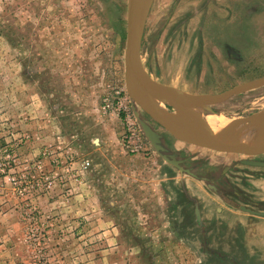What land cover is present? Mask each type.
<instances>
[{
	"label": "rangeland",
	"instance_id": "1",
	"mask_svg": "<svg viewBox=\"0 0 264 264\" xmlns=\"http://www.w3.org/2000/svg\"><path fill=\"white\" fill-rule=\"evenodd\" d=\"M128 1L0 0V212L9 209L16 227L6 235L12 244H0L11 245L4 253L18 259L13 264H231L216 255L208 228L195 219L200 202L212 225L211 189L199 190L154 148L148 156L129 152L123 115L108 106L123 90L135 119L136 112L170 153L264 155L179 141L135 103L139 92L133 86L130 96L125 77ZM242 4L155 0L142 43L148 73L192 95L264 77V8L246 22L250 47L229 37L237 23L225 21ZM234 42L248 52L230 56ZM210 109L250 119L264 110V87ZM85 161L97 171L87 174ZM222 189L228 192V182Z\"/></svg>",
	"mask_w": 264,
	"mask_h": 264
},
{
	"label": "crops",
	"instance_id": "2",
	"mask_svg": "<svg viewBox=\"0 0 264 264\" xmlns=\"http://www.w3.org/2000/svg\"><path fill=\"white\" fill-rule=\"evenodd\" d=\"M243 3L239 5L240 8L234 9V14L229 16L225 22L237 23L236 28L229 31L230 39L241 37L242 45L250 47L249 39L251 37L246 22H252L254 17L262 13L263 10H259L257 7L261 5L264 8V3H259V0H243ZM247 8L250 10L248 11ZM240 22H243V25H238ZM237 47L241 46L238 44L234 47L231 44L228 45L230 56L231 54H238L239 56V54L247 53L249 50H244L243 46L241 50H238ZM44 150L42 148V151ZM170 154L182 161V167L192 173V175L182 173L176 168L180 175H190L199 190L201 188L204 190V186L207 184L213 192V196L209 195L210 203L214 205L211 226L205 221L203 211L200 208L199 198L202 196H196L198 192L193 193L199 202L196 203V208H199L200 211V218L195 214L196 222L201 227L208 228L207 236L212 239L211 245L216 255L220 259H226L231 264H264V216H262L264 215V159L252 158L248 160L235 157L223 159L202 155L190 157L181 153ZM140 155L148 156L151 153ZM158 156L162 158L160 155ZM163 161L166 166L173 167L164 159ZM250 163L258 164L252 165ZM93 170L97 171L94 165L85 172L93 174ZM93 178H90L91 189L94 185ZM224 181L229 184L228 192L222 189ZM10 213L12 212L9 209L7 212H0V234L3 237L0 241L4 239L2 242H10L11 240H7L6 237L7 232L16 228ZM10 247L11 245L8 243L7 246L0 244V264H13L14 261H18L14 255H10L11 253H4V251H11Z\"/></svg>",
	"mask_w": 264,
	"mask_h": 264
},
{
	"label": "water",
	"instance_id": "3",
	"mask_svg": "<svg viewBox=\"0 0 264 264\" xmlns=\"http://www.w3.org/2000/svg\"><path fill=\"white\" fill-rule=\"evenodd\" d=\"M154 2L155 0L128 1L125 77L130 96L133 98L130 90L135 85L146 89L148 91L149 104L147 107L141 108L179 141L219 153L237 154L247 157L264 155V137L245 139L229 128L222 131L218 138L214 132H212L211 136L204 137L195 135L188 130L186 127V116H188V113L197 110H208L215 114L210 107L225 103L239 94L264 87V77L245 82L223 93L201 95H192L176 87L164 85L154 80L142 61V43L145 28ZM133 100L138 104L134 98ZM163 106H169L175 111L174 114L168 111L174 116L172 122L164 119L163 111L166 109ZM135 114L145 138L158 155L182 173L192 175L189 170L182 167V161L170 154V151L163 146L162 136L149 124L141 121L138 113L135 112ZM250 164L256 165L258 163ZM196 215L200 218L199 208H196Z\"/></svg>",
	"mask_w": 264,
	"mask_h": 264
},
{
	"label": "bare ground",
	"instance_id": "4",
	"mask_svg": "<svg viewBox=\"0 0 264 264\" xmlns=\"http://www.w3.org/2000/svg\"><path fill=\"white\" fill-rule=\"evenodd\" d=\"M139 92L140 100L137 101L140 107H147L148 91L139 85L134 86V93ZM165 120L172 122L174 116L168 111H163ZM250 118V117H249ZM186 127L193 134L199 136H211L212 132L216 137H220L222 131L229 128L245 139H255L264 137V110L261 113L253 115L250 119H229L219 114H212L208 110H197L188 113L186 116Z\"/></svg>",
	"mask_w": 264,
	"mask_h": 264
},
{
	"label": "built area",
	"instance_id": "5",
	"mask_svg": "<svg viewBox=\"0 0 264 264\" xmlns=\"http://www.w3.org/2000/svg\"><path fill=\"white\" fill-rule=\"evenodd\" d=\"M114 93L115 102L108 106V108L118 111L120 116L121 114L123 115V120L126 125L124 137L125 148L132 154H147L152 147L145 138L140 126L137 124L134 112L130 111L124 103L128 100L126 93L123 90H117ZM91 167L92 163L90 161H85L82 164L84 171Z\"/></svg>",
	"mask_w": 264,
	"mask_h": 264
},
{
	"label": "trees",
	"instance_id": "6",
	"mask_svg": "<svg viewBox=\"0 0 264 264\" xmlns=\"http://www.w3.org/2000/svg\"><path fill=\"white\" fill-rule=\"evenodd\" d=\"M165 154V153H164Z\"/></svg>",
	"mask_w": 264,
	"mask_h": 264
}]
</instances>
